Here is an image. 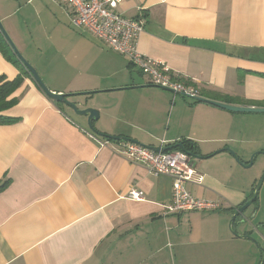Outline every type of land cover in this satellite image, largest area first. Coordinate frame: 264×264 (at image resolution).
Wrapping results in <instances>:
<instances>
[{
  "label": "crops",
  "instance_id": "obj_1",
  "mask_svg": "<svg viewBox=\"0 0 264 264\" xmlns=\"http://www.w3.org/2000/svg\"><path fill=\"white\" fill-rule=\"evenodd\" d=\"M55 4L0 0L2 25L47 88L81 110L95 109L101 134L153 147L190 141L201 157L213 154L194 159L203 182L190 190L220 209L167 213L170 177L124 160L117 142L102 146L113 141L26 78L11 96L17 104L4 113L19 121L0 125V264H234L233 256L246 252V264H259L255 242L229 227L233 210L253 195L264 155L252 171L227 150L248 164L242 145L262 148L264 134L244 125L264 114L233 113L153 87L127 59L69 25L67 8ZM118 12L144 23L139 52L164 62L203 98L264 108V0H123ZM18 75L0 52V77ZM133 189L144 200L130 199ZM263 190L251 206L255 219L241 215L232 225L262 248ZM210 217L212 224L199 227ZM182 221L192 228L186 237Z\"/></svg>",
  "mask_w": 264,
  "mask_h": 264
},
{
  "label": "built area",
  "instance_id": "obj_2",
  "mask_svg": "<svg viewBox=\"0 0 264 264\" xmlns=\"http://www.w3.org/2000/svg\"><path fill=\"white\" fill-rule=\"evenodd\" d=\"M123 0H54L68 10L73 27L83 29L105 47L127 59L138 69L151 85L171 91L183 98H200V90L177 79L164 62L152 60L142 55L137 47L138 39L144 31V23L138 19L122 16L118 8ZM114 142H103L102 146ZM117 154L124 160L145 167L156 176L172 179L171 202L165 207L169 214L212 213L220 209V203L195 197L191 185H201L203 176L195 167L194 159L181 150L155 152L131 142H117ZM160 147H165L162 141ZM129 198L144 200L142 192L133 189Z\"/></svg>",
  "mask_w": 264,
  "mask_h": 264
},
{
  "label": "water",
  "instance_id": "obj_3",
  "mask_svg": "<svg viewBox=\"0 0 264 264\" xmlns=\"http://www.w3.org/2000/svg\"><path fill=\"white\" fill-rule=\"evenodd\" d=\"M0 31L1 33L4 35V37L6 38V40L8 41L9 43V46L11 47V49L13 50V52L16 54V56L18 57V59L22 62V64L26 67V69L28 70V72L30 73L32 79L34 80V82H36L38 84V86L41 88V90L43 91V93L48 97L50 98L51 100L55 101V102H58V103H63L65 104L67 107H69L70 109H72L76 115L78 116H83V117H87L88 118V126H89V129L91 130V132L95 133L96 135L102 137V138H106V139H109L113 142H131V143H135V144H138L144 148H147V149H150L152 151H155V152H168V151H171L173 149H176V148H181L182 147V144H178L177 146H173V147H168V146H165V147H153V146H148V145H144V144H141L135 140H131V139H128V138H125V137H114V136H110V135H105V134H101L99 132H97L94 127H93V122L98 120L99 119V113L95 110V109H91V108H87V109H84V110H81L77 107L76 104L68 101V98L69 96L68 95H64V94H55L53 92H51L47 86L44 84L43 80L41 79V77L39 76L37 70L23 57V55L19 52V50L17 49V47L15 46V44L13 43V41L11 40V38L9 37V35L7 34V32L5 31L1 21H0ZM153 87H156V88H159L161 90H165V89H162L160 87H157V86H154L152 85ZM167 92H170L172 93L171 91L169 90H165ZM173 94V93H172ZM195 101H198V102H202V103H206V104H210V105H213L215 107H218V108H221V109H224V110H227V111H230V112H233V113H244V114H250V113H253V114H264V108H258V107H245V106H237V105H231V104H227V103H221V102H217V101H213V100H209V99H206V98H203V97H200V98H195L193 99ZM229 153H231L235 160L237 162H239L240 164H242L245 168H251L254 164V161L256 159V157L258 155H264V152L263 151H260V152H257L255 154H253V156L250 158V161L248 164H243L238 156L231 150H227ZM219 153V152H217ZM194 159H197V160H201V159H207V158H203L201 156H195L193 157ZM263 182H264V172H263V175L261 176L254 192H253V195L252 197L241 207L237 208L234 215H233V218L230 222V231L232 232V234H234L235 236H238V237H241V238H246V239H250L252 241L255 242L256 246H258V248L261 250L262 252V255H263V258H262V261L260 264H264V248L262 247H259L258 243L251 237H248V236H239L237 235L233 228H232V225L235 223L236 219L238 217H240L241 215L244 214L245 211H247L258 199L259 197V193H260V190L262 188V185H263Z\"/></svg>",
  "mask_w": 264,
  "mask_h": 264
},
{
  "label": "trees",
  "instance_id": "obj_4",
  "mask_svg": "<svg viewBox=\"0 0 264 264\" xmlns=\"http://www.w3.org/2000/svg\"><path fill=\"white\" fill-rule=\"evenodd\" d=\"M0 52L9 62H11L19 70V75L14 80H8L5 76L0 77V125H5L19 121V118L8 117L4 114L6 111L12 109L17 104L16 98H11V96L18 88L21 87V85L24 83L26 78H30L31 80L33 79L30 73L28 72V70L26 69V67L22 64V62L13 52V50L9 46L8 41L1 33V31H0ZM223 101L231 105L238 102L237 99L231 98L229 96H223ZM259 107H262V105H259ZM178 144H182V147L173 150H181L182 152L187 153L192 158L195 156H200V151L198 146L190 141H181L180 143L173 144L172 146H168V147L177 146ZM212 156L214 155L212 154L207 157L210 158ZM4 184L0 187V190L4 188L5 186ZM233 211H235V209Z\"/></svg>",
  "mask_w": 264,
  "mask_h": 264
},
{
  "label": "rangeland",
  "instance_id": "obj_5",
  "mask_svg": "<svg viewBox=\"0 0 264 264\" xmlns=\"http://www.w3.org/2000/svg\"><path fill=\"white\" fill-rule=\"evenodd\" d=\"M54 4H55V2H54ZM55 5H57V6H59L60 7V5H58L57 3L55 4ZM47 10H49L50 12H51V10L50 9H47ZM69 16V15H68ZM45 17V16H44ZM70 19H68V21H69ZM46 22V21H45ZM69 25H70V21H69ZM4 27V26H3ZM33 27H35V29L37 30L38 28H39V25H38V21L36 20V21H34L33 22ZM5 29V28H4ZM6 31V30H5ZM37 35V34H36ZM43 39H45L43 36H42V38L40 39V40H43ZM45 84V83H44ZM250 116H264V115H250ZM252 118H263V117H252ZM260 126V129L262 130V134H264V121H260V119H258L257 121H253V122H251V123H247L246 125H244L246 128H249V129H253V128H256L257 129V126ZM247 139H249V138H247ZM242 147L246 150V153H244L245 154V156L246 157H248L249 159L253 156V154H255V153H257V152H260V151H262V150H260V149H264V144H262V148H258V146H257V144H244V145H242ZM254 149H256V150H254ZM247 151H249V153H247ZM251 151H255V152H253L252 154H250L251 153ZM237 156H238V154L235 152V151H233ZM250 170H255V167H254V164H253V166L250 168ZM263 172H264V170H263ZM263 175V173H261V175L260 176H262ZM261 178V177H260ZM260 180V179H259ZM259 182V181H258ZM258 182H257V184H258ZM257 184H256V186H257ZM263 187H264V182H263V185H262V188H261V190H260V192L262 191V189H263ZM256 188V187H255ZM262 195H263V197H262V199H263V202H262V210H261V216L264 218V190H263V192H262ZM253 208L254 207H251L250 209H248L247 211H245L244 212V214H243V216L244 217H246V218H248V219H250V221H253L255 218H254V216H253V214H252V211H253ZM186 218V217H185ZM188 218H186V220H187ZM260 219V218H259ZM258 219V221H257V224H258V222L260 221ZM214 221H211V217L209 218V219H207L206 220V223H203V224H201V225H199V227H202V229L204 228V227H207L209 224H212ZM225 224V223H224ZM191 225L188 223V221H182V224H181V234H182V236L184 237H186V235L187 234H189L190 233V231H191ZM208 230H210V229H207L206 231H208ZM220 230V229H219ZM225 230V229H224ZM229 230H230V227H229ZM196 231H202V230H196ZM260 231V233L264 236V230H262V229H260L259 230ZM178 231H176V233H177ZM204 232V231H203ZM222 250H223V252H224V254L223 255H225V246H222ZM259 250V249H258ZM189 251V250H188ZM260 251V250H259ZM186 253H184L183 254V257H182V259L184 258V255H185ZM237 254H238V252H237ZM261 254V255H260ZM260 254H259V257H258V259H259V264L261 263V261H262V258H263V255H262V253L260 252ZM216 255V254H215ZM166 256H167V258H168V254L166 253ZM217 256H222V255H217ZM174 257H172V259H173ZM171 259V260H172ZM182 261V260H181ZM232 261H233V263L234 264H246L247 262H248V255H247V252H246V254L244 255V257H240L239 258V255H235V256H233V258H232ZM172 263H173V260H172ZM197 264V263H196Z\"/></svg>",
  "mask_w": 264,
  "mask_h": 264
},
{
  "label": "flooded vegetation",
  "instance_id": "obj_6",
  "mask_svg": "<svg viewBox=\"0 0 264 264\" xmlns=\"http://www.w3.org/2000/svg\"><path fill=\"white\" fill-rule=\"evenodd\" d=\"M248 201V200H247ZM235 210H236V208H235Z\"/></svg>",
  "mask_w": 264,
  "mask_h": 264
}]
</instances>
